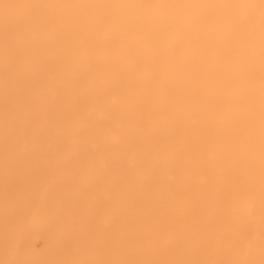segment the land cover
<instances>
[{"label":"rangeland","instance_id":"rangeland-1","mask_svg":"<svg viewBox=\"0 0 264 264\" xmlns=\"http://www.w3.org/2000/svg\"><path fill=\"white\" fill-rule=\"evenodd\" d=\"M65 1L52 9L43 1L0 0V10L6 9L4 14L0 12V264H264V85L252 78L227 90L231 95L250 91L245 111L258 112L260 121L250 127L252 131L245 123L249 134L244 126L237 128L239 136L248 135L240 137V143L234 129L217 136L224 122L216 128L215 122L207 121L214 109L206 111L205 101L210 96L220 97L222 92L212 86L224 82V71L235 73L234 56H221L218 69L208 73L201 52L188 54L193 45L202 46L191 36L184 42L188 48L185 59H195L198 66L189 71L199 77L198 86L207 83L208 90L202 92L206 99L186 100L181 94L182 99L177 96L181 100L152 95L130 101L144 94L133 93L129 98L119 93L118 83L105 78L111 74L105 76L108 63L97 64L108 54L105 59L113 69H124L113 57L122 44H115V51L106 55L103 52L104 57L99 49L92 50L85 37L83 46L88 45L85 48L92 57L76 53L81 47L76 38H84V24H91L97 16L89 1ZM251 2L256 8L264 7V0ZM19 12L22 16H16ZM255 16L248 26L261 21ZM23 21L28 23L24 27ZM59 30L65 35L60 37ZM108 35L101 30L94 39ZM136 35L138 38L132 39L141 38L139 32ZM235 41L230 52L240 46V41ZM260 46L253 52L257 64L264 65V46ZM207 55L214 59L222 54ZM84 57L86 64L82 65ZM79 66L89 69L81 71ZM153 66H141L136 74L150 75ZM169 67L163 75L173 69ZM252 70L262 76V67ZM181 74L189 76L187 71ZM59 77L65 80L59 89L66 86L68 97L48 89V82ZM185 78L173 80L171 86H176L177 92L168 88L171 94L180 92L177 85ZM102 83L108 86L107 97L102 96L106 102L98 92L103 91ZM90 85L98 88L95 99L87 100ZM187 90V95L191 94V89ZM112 93L117 95L115 99L110 98ZM77 100L83 103L77 104ZM219 100L216 115L226 111L223 99ZM129 107L135 108L133 114ZM123 110L131 115L114 116ZM100 111L106 113L104 117ZM239 115L244 112H236V117ZM130 116H136L135 126L126 125L133 122ZM250 132L258 139L256 146L252 145L255 138L249 142ZM240 150L246 152L244 161ZM219 152L226 154L222 157ZM234 161L240 165L235 166L238 169L232 165ZM248 204L251 210L244 215Z\"/></svg>","mask_w":264,"mask_h":264},{"label":"bare ground","instance_id":"bare-ground-1","mask_svg":"<svg viewBox=\"0 0 264 264\" xmlns=\"http://www.w3.org/2000/svg\"><path fill=\"white\" fill-rule=\"evenodd\" d=\"M26 1H29V0H26ZM38 1H39V3L40 2L42 3V1L47 2L50 5V8L53 9V8H55V6H57L59 4L60 0H36V2H38ZM79 1L81 2V0H79ZM86 1L90 2V6H91V4L93 5V6H91V7H93L92 11L97 16V18L93 17L94 19L92 20L91 24H89V23L84 24L83 23L84 27H85V29H83L84 27H82V29L84 31V34H83L84 38H83V36H82V38H76V40L80 41L79 43L82 44V45L79 44L81 47L79 48L78 52H76V53H84L82 55H84L86 58H88L89 56L92 57V55H90V53L88 52L87 47L85 48V46H88V45L83 46L85 43H87V42H84L85 37L88 39L87 40L88 43L90 45L92 44V50H94V48H96V50L99 49V51H100L99 53L102 54L104 52L105 55L108 53L109 50H110L109 53L111 52V50L115 51V49L113 47V46H115V44H118V43L122 44L121 48H118V46H117L118 50H117V52L114 53L113 57H116V59H118V61H119V63H121V65L122 64H123V66L125 65L124 69H122L121 71H120L121 67H117L118 71H116L117 69H113V67H112L113 65H110L109 64L110 62L107 59H105L108 54L106 55V57L102 54V56H104L105 58H103V59L101 58L100 61L98 60V62H97V64L100 67L103 66L105 63H108L109 68H108V72L106 73L105 76H107L109 73H111V74L105 78H108V79H106L108 82L110 81V82H113L114 84H116V82L118 83V84H116V88H119V89H117V90H119L118 91L119 93H121V94L123 93L124 95L129 96V98L131 95L133 96V93L138 94L141 92L144 94L143 96L140 94L141 96H139V97L135 96L136 100L130 99V101H141L145 98V96L148 98V97H152V95H154L156 97H160V98H166V97L173 96V97L177 98V100L179 99L178 97H180L181 94L186 100H188L189 98L197 100L200 96L205 98V96H203L202 92L205 89H207L206 88L207 83L206 84L203 83L205 85H202V87L198 86L199 84H197V83H198L199 77L195 78L196 75L194 76L189 71L190 67L194 68V65L198 66L197 64H194L195 59L194 60L190 59L192 62L185 59V57H186L185 52L188 50L187 45H185L186 44L185 41L188 38H190L191 36H195V38H198L199 42H202V46H201V43L200 44L197 43L198 45L195 44V45H193V47L190 45L192 48H191V51L190 50L188 51V54H191L195 51L201 52L202 56L204 55L205 57L203 58L201 56L199 58H203V60L201 59L202 60L201 62L203 63V65H204L203 68L206 72L212 73L211 71H213V70L216 71L218 69V64L221 61L219 58L221 56L223 57V55H224V57H227L228 55H233L234 60L233 61L229 60V61H232L231 62L232 66L234 68H236V69H233L235 73L231 70L234 74H232V73L226 74L225 71L223 73H221L223 78L226 77V78H224L225 79L224 82L222 79L221 84H220V82H217V84L215 83L216 85L214 84L212 86V89L219 88L220 93L221 92L222 93H221L220 97L218 95H214V96H210L209 98H207L208 101L206 100L205 102L209 106L206 105L205 103H203V106L205 104V107L207 108L206 111L210 108L214 109L213 111H211L212 114L211 113L209 114L210 116H208L207 121H211L213 123L215 122L216 128H219V126L222 125V123L224 122V125H222V127L219 128V131L216 129L217 130L216 131L217 136L220 137V135H227L228 133L230 134L229 130L232 131V129H234L235 130L234 134L235 135L237 134L235 137H238L239 143H240V139L245 134L244 135L240 134V136H239V134L237 132V128L242 129L244 126L246 128V130H245L246 132H247L248 128H249L248 131H252V129H250V127L255 123V121L258 120L259 115H258L257 111H256L257 113L245 111L246 110L245 107L247 106L246 104H248V101H250L249 100L250 95H251L250 91H249V93L246 91L247 93L245 92L243 95H238V94L237 95H231L230 91H227V90H229L230 88L237 87V86L243 84L245 82V80L249 81L252 78H254L253 80L258 79L257 80L258 85H262V86L264 85V75H263L264 74V65L257 64V57L254 54L255 52H253L257 45H261L260 47H262V45L264 46V32H261L262 30H264V24H263L264 23V7H261V8L260 7L259 8L254 7L253 6L254 2H253V4L251 2L253 0H84V2H86ZM72 3H74V2H72ZM14 4H16V2ZM63 5H64V3H63ZM12 7H14V5ZM24 7H26V6H24ZM60 9H61V7H60ZM5 10L1 9L0 12L2 14H4ZM65 13H66V15L68 14L67 12H65ZM2 14H0V17H2L1 16ZM21 14H22L21 12L16 13V16L21 15ZM24 14H25V12H23V16H26ZM254 15H257L255 17L261 19V21L258 20L259 22L253 23L250 26H248V21L251 18L254 19L253 18ZM67 16H69V15H67ZM6 17H7V14H6ZM76 17H79V16H76ZM82 17H84V16H82ZM23 18H24V20H27L26 17H23ZM66 20H68V19L66 18ZM23 23H22V27H24V25H26L27 22L23 21ZM116 25H118V26H116ZM187 27L188 28L191 27L192 31H188L189 29L187 30ZM101 30H104L105 34L109 33V35L106 37L104 36L105 38L104 39L102 38L103 40L97 39V37L94 39V34H99ZM138 32L141 34L140 35L141 40L140 39H138V40L132 39V37H135V36H137V38H138V35H136V34H138ZM58 33L61 35L60 37H62V34L65 35L64 30H59ZM175 33H178V34H175ZM33 34L35 35L36 33L33 32ZM51 35L52 34H50V36ZM37 36L35 38H37ZM56 38H57V36H56ZM236 39L240 41V46H238V48H235L237 50L230 52V50H228V49L230 48V46L234 42H236L235 41ZM123 41L125 43L127 42V45H125L123 43ZM184 42H185V44H184ZM47 44H50V42ZM214 44H215V47H214ZM203 45H206L207 48H205V46L203 47ZM254 45H256V46L254 47ZM36 47H38V46H36ZM90 49H91V47H90ZM155 49H158V50H155ZM114 51H112V52H114ZM90 52H92V51H90ZM208 52L211 54H215L216 52H220V54H222V55H220L218 57H214V59H217V60H214V59H210V57L207 58L208 55L206 56V54ZM96 53L97 52H95V54ZM12 54L13 53H11V55ZM85 57H84V61H81L82 65L86 64L85 63V59H86ZM168 58L170 60H173V59L174 60L172 62L166 61V59H168ZM116 59L115 58L113 59L116 62L115 65H117ZM77 62H79V61L77 60ZM97 64H95V65H97ZM172 64L174 65V67H172ZM74 65H77V64H74ZM151 65L152 66L154 65L152 70H151V71H153L152 74H150V75L145 74V76L142 75L143 77L136 74V72H138V69L141 66H143V68L145 67V69H146V67L149 69L151 67ZM256 65L259 67H262L263 72L261 74L263 77L262 76L259 77V74H254L252 72L253 71L252 68L257 67ZM168 66H170L169 68H171V69L173 68V69L168 70V72H166V74L163 75V70L167 69ZM199 66H200V64H199ZM73 67H75V66H73ZM78 68H80L78 70H81V71L89 69L86 66L85 67L79 66ZM237 68H239V70H240V68H243V69L238 71ZM75 69L77 70V68H75ZM104 69H105V67H104ZM109 69H111V70H109ZM194 69L196 70V68H194ZM198 69H200V68H198ZM151 71L149 70V72H151ZM185 71H187L189 73V76L186 78L181 76L182 75L181 73H183ZM197 71L198 72H196V73L202 72V71L200 72L199 70H197ZM204 72H203V75H204ZM139 73H140V71H139ZM153 73L155 74V76ZM219 73H218V71L216 72L217 77H220ZM147 74H148V72H147ZM133 75H135V76H133ZM95 76H97V75H95ZM200 76L202 77V75H200ZM241 76L244 78V80L240 79ZM99 77H100V75H99ZM62 78L63 77H61V78L59 77L55 81L56 83L51 81V80H50V82L47 81L49 86L48 85H45V86L46 87L48 86V89H49V91H51V93L56 94V92H58L60 94V96L63 95V97H64V95L67 94L68 89L64 88L66 86L61 87L59 89V87H60V86H58L59 83L62 82V84H63V82L65 81ZM79 78H81V77H79ZM182 78H185V79L181 84L177 85V87L180 88V89H178V91L183 92L184 89L186 91L184 90L183 93L178 92V94H176V96H175V94H171V92L169 90H171L173 87H176V86H173V87L171 86V84L174 85L173 80H175V79L181 80ZM83 79H84V77H83ZM53 83H55V84H53ZM105 83H107V82L105 81ZM62 84L60 83L61 86H62ZM175 85H176V83H175ZM45 86H44V88H46ZM97 86H91L92 88L89 89V90H91V93L90 94L87 93V94H88V96H90V99H89V97L87 98L86 94H83V96L86 95L85 99L87 98V100H91V96L94 98V96H93L95 94L94 90H97V88H98ZM100 86H103V87L101 88ZM100 86H99L100 89H103V91H100V90L98 91L100 96L101 97L102 96L107 97L106 93H108L107 92L108 86L106 85L107 90H106V87L103 85V83L100 84ZM170 86H171V88H170ZM95 87H97V88H95ZM168 88H169V90H168ZM189 88L191 89V94L187 95V93H190V92H187L188 91L187 89H189ZM73 89H76V88H73ZM81 90H82V88H81ZM173 90H174V88H173ZM173 90H171L172 93L177 92L176 90H174V91ZM105 91H106V93H105ZM88 92H90V91H88ZM215 93L213 92V94H215ZM112 94L113 95L110 98L115 99L117 97V95H115L114 93H112ZM155 94H157V95H155ZM109 96H111V95H109ZM201 97H200V99H201ZM206 97H208V96H206ZM75 98L76 97H74V99ZM220 98L223 99L222 102H224L226 105V107L224 108L226 111L224 110L225 113L222 115H216L214 113H216V111H215V109L217 108L216 105L220 104V100H219ZM79 99H80V96H79ZM181 99H179V100H181ZM78 100L76 101V103L78 102L79 104H81L82 101H78ZM102 100L106 102V100L104 98ZM103 101H102V103H103ZM74 102H75V100H74ZM116 104H118V103H116ZM129 104H127V105L129 106ZM42 105H44V104H42ZM84 107H86V106H84ZM96 107H97V105H96ZM117 108H119V107H117ZM126 109H128V108H126ZM134 109L129 107V110L132 112V114L135 111ZM235 109H237V111H235ZM73 110H74V108H73ZM108 110L106 111V113L108 112ZM132 110H134V111H132ZM165 110H168V107L167 108L165 107ZM123 111L122 112L118 111L119 113L116 112L117 115H114V114L113 115L118 118V116L119 117H120V115L122 116V113H123V116H125L128 112H127V110H125L124 112ZM240 111H243L244 115H241V116L239 115V117H236V112H240ZM100 113H99L100 117H102L103 114H106V113L101 112V111H100ZM124 113H126V114L124 115ZM129 114L130 113H128V115ZM213 114H214V117H212ZM136 116H135V118H131V116H130L129 118H131L132 120L129 119V121H133V122H129V124L132 123L131 125H129V124H126V125H128L129 127L132 125L135 126L136 125L135 122H137ZM109 117H110V115H109ZM126 120H128V117ZM93 121H95V120H93ZM116 121H117V119H116ZM258 121H260V120H258ZM96 122H97V120H96ZM118 122H116V124H119ZM245 123L247 124V126H249L248 128L246 127ZM79 129H80V127H79ZM220 131H221V133H220ZM223 131H226L228 133H225ZM218 132H219V134H218ZM250 133H252V132H250ZM246 134H249V133L247 132ZM252 134H254V135H252ZM252 134L249 135V136H252V137H250L249 142H251L250 140H252V139L254 140V138H255V140L253 141V143H255V144H252V142H251V144L253 146H256L258 139L256 137H253V136H256L254 132ZM256 134H257V132H256ZM235 139H237V138H235ZM235 139H233V140H235ZM234 143H236V140ZM257 146L259 147L258 144H257ZM230 147L227 149L228 153L230 152ZM247 147H249V146H247ZM258 147H257V149L259 150L260 147L259 148ZM225 152H223V153L219 152V153H221L220 156L222 155V157H223ZM254 152H255V150L253 149V153ZM256 153H257V150H256ZM261 153H264V151ZM240 154L241 155L243 154L241 156L240 160L243 159L244 157H247V156H244V154H246L245 151H241ZM251 154H252V152H251ZM132 156H131V159H132ZM259 156H260V152H259ZM210 157H211V155H210ZM239 157L240 156H238V158ZM218 158H221V157H218ZM217 160H216V162H217ZM221 160L223 161V159H221ZM243 161H244V159H243ZM236 162L237 161L232 162V163H234L232 165L234 166L235 169H238L235 167L238 165V164H236ZM240 163H241V161H240ZM243 163H245V162H243ZM243 163H241V164H243ZM252 163L255 164V162H251V164ZM239 166L240 165H238V167ZM242 167H244V166L242 165ZM252 168H254V167L252 166ZM219 170H221V169H219ZM258 170H259V168H258ZM244 172H245V170H244ZM234 177H235V175H234ZM252 192H253V190H252ZM41 199H42V197H41ZM250 207H251L250 204H248L244 207V210H243L244 215L249 214V212L251 210Z\"/></svg>","mask_w":264,"mask_h":264}]
</instances>
